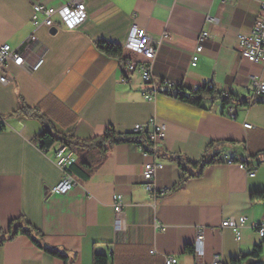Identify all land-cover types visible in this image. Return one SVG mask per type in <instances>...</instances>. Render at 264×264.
<instances>
[{
    "label": "crops",
    "instance_id": "0c3cea01",
    "mask_svg": "<svg viewBox=\"0 0 264 264\" xmlns=\"http://www.w3.org/2000/svg\"><path fill=\"white\" fill-rule=\"evenodd\" d=\"M65 2L0 0V46L9 44L26 57L22 67L8 65L9 83L0 81V229L6 232L12 220L25 217L42 233L35 236L41 244L67 255L69 264H93L95 252L109 255L110 264H164V256L176 257L177 264H213L216 256L221 264L240 256L241 264H264V248L258 258L250 256L261 245L254 224L264 221V202L252 200L264 192V98L253 103L250 85L253 77L264 81V63L250 62L238 50V36L251 33L264 0H85L86 18L77 27L61 26L58 16L54 26L34 27V4L59 8ZM133 25L155 39L169 35L154 62L159 91L153 100L142 96L152 85L140 73L122 81L124 60L142 59L125 48ZM203 32L208 36L194 66ZM99 40L123 47L124 54L102 52ZM164 81L186 90L212 84L219 95L192 105L169 94L172 88L164 90ZM222 93L237 99L230 106L233 117ZM245 100L253 104L241 105ZM22 104L40 110L60 135L81 141L102 136L109 125L133 133L136 124L153 118L166 140L156 155L137 143L116 145L88 179L69 169L73 189L54 195L51 189L64 175L53 161L61 143L42 150L35 139L44 125L15 114ZM225 140L237 144L223 147L222 161L180 185L184 172L170 156L197 163L210 142ZM152 161L164 164L155 179L163 191L158 196L144 187L145 163ZM117 194L124 204L122 234L114 224ZM241 217L246 222L239 234L222 226ZM187 245L195 252H186ZM0 264L66 263L20 234L2 244Z\"/></svg>",
    "mask_w": 264,
    "mask_h": 264
},
{
    "label": "built area",
    "instance_id": "2783aa9c",
    "mask_svg": "<svg viewBox=\"0 0 264 264\" xmlns=\"http://www.w3.org/2000/svg\"><path fill=\"white\" fill-rule=\"evenodd\" d=\"M34 15L32 23L34 27L41 25L54 26L56 16L59 17V23L61 26L67 28H75L86 18V4L85 0H66L65 4L59 8L48 7L42 4H34ZM208 36V32H203L199 37L198 46L196 47V53L192 56V65H196L199 60V53L203 49V41ZM169 35L163 34L160 38L155 39L149 35L146 29L141 28L137 25H133L129 34L128 41L125 48L130 49L138 53L142 59L124 60V76L123 82H126L135 72L141 74L145 83L152 85L151 90L143 91L142 96L146 100H153L158 94V86L154 82V62L156 60L159 48L162 42L167 39ZM32 41H36L35 35L31 36ZM238 50L244 59H247L253 63H264V4L258 17L256 18L253 29L249 34H240L238 36ZM26 63V57L24 52L19 49L13 48L9 44H3L0 46V81L4 84L11 81V77L7 74L6 69L8 65L13 64L16 67H22ZM36 67V66H35ZM163 87L172 88L173 83L170 81H164ZM208 88H212V84L206 85ZM198 87H195L193 91H196ZM251 97L253 102L258 99L264 98V81L260 78L253 77L250 85ZM222 96L229 98V93H222ZM227 106L228 114L234 116L233 109ZM231 108V109H230ZM246 127H250L249 123H245ZM134 132L137 134H144L147 136L149 144L151 145L150 151L144 152L146 154H157L158 148L164 144L166 140V132L163 127L159 124L156 118L151 119L144 124H136L134 126ZM46 152V151H45ZM53 161L58 168L63 171L64 175L61 180L52 187L51 193L54 195L64 196L67 195L74 187L75 180L73 176L67 171L76 162V153L67 145L61 143L53 154ZM225 161L228 163H234V159L230 156L225 157ZM164 167V164L157 161L145 163L144 171V187L145 189L158 196L163 191L155 185L156 174L159 170ZM241 168H245V165L240 164ZM250 175H254V171H249ZM114 207V224L117 234L125 232L124 223V204L121 195H114L113 197ZM246 218L241 217L238 220L227 219L222 223L223 227H230L235 233L239 234V230L245 225ZM254 228L258 232L261 243L264 245V221L255 223ZM203 233L199 232L198 241H202ZM152 254L156 253L154 250ZM239 258H242L240 256ZM164 264H177L178 260L174 256H164ZM213 264H221L219 256L215 257Z\"/></svg>",
    "mask_w": 264,
    "mask_h": 264
},
{
    "label": "trees",
    "instance_id": "16d2710c",
    "mask_svg": "<svg viewBox=\"0 0 264 264\" xmlns=\"http://www.w3.org/2000/svg\"><path fill=\"white\" fill-rule=\"evenodd\" d=\"M96 45L102 52L111 56H120L124 54L123 47L108 41L99 40L97 41ZM170 92L171 93L169 94L174 95L176 98L196 106H202L206 99H216L219 95L214 86H212V88H208L206 85L198 87L196 91H193V89L186 90L184 87L179 85L176 89L172 88ZM220 95L225 108L229 105L233 106V104H236L234 102H236L237 99L232 95H230L229 98L223 97L222 94ZM255 102H257V100ZM253 103H250L249 100H245L241 103V105L248 106ZM15 114H23L27 117L37 118L42 122L44 129L35 139V142L42 150L47 151L53 148L55 145L63 143L67 144L76 154H78L80 156L79 160L76 161L69 169L71 174H78L84 179H88L93 174V172L102 165L108 152L116 145L132 142L141 145L146 151H150L151 148L146 135L137 134L135 132L120 133L116 131L112 125H109L106 128L102 136L89 141H81L76 139L73 135L63 136L57 133L51 122L38 109H33L22 104ZM235 144L237 143L233 140L212 141L207 146L202 159L197 163H192L190 160L180 155L170 156V159L177 162L184 172V177L180 185H182L189 178L200 177L208 166L220 163L222 161L220 155L223 147L225 145ZM189 166H192L196 171L191 173L188 169ZM252 200L264 202V192L253 193ZM0 234H4L3 237L0 238V247L7 240H13L18 235L24 234L31 237L39 247L43 248L48 253L64 259L66 264L70 263L69 257L67 255L62 254L56 249L41 244V242L35 236L40 237L42 236V233L37 228L32 226L23 216L12 220L10 222L8 231L4 232L0 229ZM263 248V244L257 246L250 256L258 258L262 254ZM185 251L194 253L195 248L191 245H187L185 247ZM241 262L242 258L237 257L232 259L231 264H241ZM93 264H110V256L95 252Z\"/></svg>",
    "mask_w": 264,
    "mask_h": 264
},
{
    "label": "water",
    "instance_id": "95a60500",
    "mask_svg": "<svg viewBox=\"0 0 264 264\" xmlns=\"http://www.w3.org/2000/svg\"><path fill=\"white\" fill-rule=\"evenodd\" d=\"M56 31H57V29H56V28H53V29H52V32H53V33H55ZM164 90H166V91H169L170 89H169V88H167V89H164ZM262 101L264 102V99H262Z\"/></svg>",
    "mask_w": 264,
    "mask_h": 264
},
{
    "label": "bare ground",
    "instance_id": "6f19581e",
    "mask_svg": "<svg viewBox=\"0 0 264 264\" xmlns=\"http://www.w3.org/2000/svg\"><path fill=\"white\" fill-rule=\"evenodd\" d=\"M170 89V88H169ZM234 162H235V160H234ZM244 165V164H243ZM262 244V243H261Z\"/></svg>",
    "mask_w": 264,
    "mask_h": 264
}]
</instances>
